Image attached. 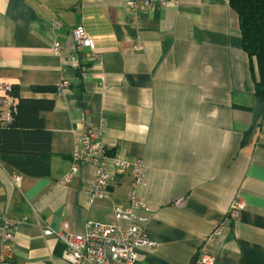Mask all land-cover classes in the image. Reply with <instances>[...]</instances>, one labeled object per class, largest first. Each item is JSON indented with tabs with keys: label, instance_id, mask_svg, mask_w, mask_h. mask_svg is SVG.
Wrapping results in <instances>:
<instances>
[{
	"label": "crops",
	"instance_id": "1",
	"mask_svg": "<svg viewBox=\"0 0 264 264\" xmlns=\"http://www.w3.org/2000/svg\"><path fill=\"white\" fill-rule=\"evenodd\" d=\"M173 1L141 6L135 20L126 0H0V88L55 101L42 114L52 134L46 175L0 160V220L17 227L14 264H69L45 228L84 234L89 220L116 223L114 208L128 205V173L93 205L84 190L93 166L64 181L89 126L112 154L143 160L142 228L157 246L142 248L138 264H195L204 248L215 264H264V97L254 93L238 14L229 0ZM80 28L96 43L79 54L85 74L66 62ZM237 199L246 207L231 218Z\"/></svg>",
	"mask_w": 264,
	"mask_h": 264
},
{
	"label": "built area",
	"instance_id": "2",
	"mask_svg": "<svg viewBox=\"0 0 264 264\" xmlns=\"http://www.w3.org/2000/svg\"><path fill=\"white\" fill-rule=\"evenodd\" d=\"M173 0H126V7L131 11L136 20L141 6L150 10L165 8ZM76 51L67 56L66 62L72 69L86 73L87 69L80 60V52L84 49L96 50V43L82 28L73 33ZM56 54H61L58 43L53 45ZM69 81H63L59 86L60 93L69 87ZM11 87L0 88L2 96L0 105L6 108L0 112V122L7 125L12 121L10 107L13 98L9 95ZM82 165H91L96 170L94 181L84 190L90 205L99 201L110 199L111 188L117 176L130 174L131 183L128 192V205H118L114 208L116 223L106 224L89 220L84 234L56 233L46 227V235H55L63 246V257L69 264H138L142 248L155 247L157 243L150 239L143 226L147 218L140 213L147 211L148 207L139 197L138 191L145 184V168L140 158L129 159L112 154L94 127L89 126L81 135L75 145L72 156L71 170L65 175L64 181L69 182L79 172ZM18 182L19 178L16 177ZM181 205L182 201H176ZM246 204L237 199L230 208L229 215L236 218L244 210ZM121 222H125L123 226ZM16 225L7 218L0 220V264H14ZM221 234V229H216L207 238V243ZM216 257L205 248L201 250L195 264H215Z\"/></svg>",
	"mask_w": 264,
	"mask_h": 264
},
{
	"label": "trees",
	"instance_id": "3",
	"mask_svg": "<svg viewBox=\"0 0 264 264\" xmlns=\"http://www.w3.org/2000/svg\"><path fill=\"white\" fill-rule=\"evenodd\" d=\"M238 14L242 48L249 57L254 93L264 97V0H229ZM12 121L0 126V160L30 177H43L52 153V134L42 114L54 109L55 101L26 99L20 85L11 86ZM34 91L52 92L56 88L34 87Z\"/></svg>",
	"mask_w": 264,
	"mask_h": 264
}]
</instances>
